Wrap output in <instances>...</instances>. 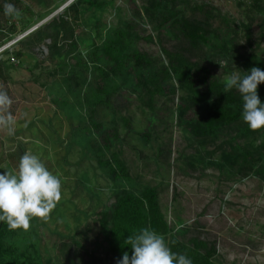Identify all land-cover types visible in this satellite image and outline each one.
Masks as SVG:
<instances>
[{
  "label": "rangeland",
  "instance_id": "obj_1",
  "mask_svg": "<svg viewBox=\"0 0 264 264\" xmlns=\"http://www.w3.org/2000/svg\"><path fill=\"white\" fill-rule=\"evenodd\" d=\"M95 1L103 7L0 0V59L12 63L1 65L0 91L12 102L0 116L14 119L11 133L0 126V173L31 152L61 181L46 217L0 238V264H116L123 256L112 249L118 198L147 188L159 194L168 246L176 237L203 253L215 247L217 264H264V129L247 135L240 116L211 136L195 134L214 97L194 108L192 94L163 73L168 52L183 53L221 85L232 73L264 70V0ZM7 3L18 17L4 14ZM118 31L150 66L137 70L132 61L114 77L110 105L96 107L99 68L110 66L103 46ZM93 120L117 130L106 156L117 154L129 179L98 164Z\"/></svg>",
  "mask_w": 264,
  "mask_h": 264
},
{
  "label": "trees",
  "instance_id": "obj_2",
  "mask_svg": "<svg viewBox=\"0 0 264 264\" xmlns=\"http://www.w3.org/2000/svg\"><path fill=\"white\" fill-rule=\"evenodd\" d=\"M80 1L88 4L91 8L101 9L103 7L101 3L95 0ZM56 23L57 20L54 19L48 26ZM65 27L66 23L64 24ZM39 33L40 31L36 32L33 37H38ZM190 34L192 32H186L187 36ZM128 39L127 33L118 31L116 38L105 43L103 46L106 61L110 63V66H108L107 70L99 68L102 81L94 95L97 99L96 104H94L96 107L100 104L103 106L110 105L111 96L114 93L112 86L114 77L125 75L129 72L132 67V61H134L137 70L150 66V62L145 57V54L136 49H130L131 44ZM167 55L169 57V65L164 68V75L170 77L173 74L176 76L180 87L192 94L190 101L194 108L202 103V101L209 99L210 96L214 97V100L208 105V117L204 121H198V126L191 127L195 134L211 136L222 125L232 124L236 119L240 118L243 102L237 90L233 89L224 92L223 85L210 79L211 73L208 70L194 68L183 53L168 52ZM16 56L19 58V54H16ZM8 64H12L10 59H0V75H3L1 65ZM203 88L205 89L203 90ZM174 91L175 89H173ZM257 91L261 100L264 101V85L260 86ZM180 106L182 115H188L190 107L186 104H181ZM95 109L93 108V110ZM91 124L95 130L94 134H98L99 146L95 151V156L100 167L106 170L114 179H129L128 169L119 156L117 154H113L111 157L106 156V151H110L108 149L111 148L110 138L118 136L117 130L104 129L102 124L94 120ZM263 129L264 126L256 130H252L247 126L245 133L249 136H254ZM248 158L249 160H253V154L246 151L243 155V162L245 164H248ZM142 228H148L163 237L170 233V227L162 213L159 194L155 188H147L140 195H136L130 191H123L121 193L118 198L117 211L114 215V225L111 231L113 236L112 249L121 255L124 252H128L131 255L132 250L129 245H125L126 240L129 236L137 234ZM8 233L10 232L7 223L0 222V238L2 239ZM168 247L172 252L186 255L191 259L192 264H217L214 261V255L217 251L215 247L203 253L198 249L185 245L176 237L171 238ZM67 256L69 257L70 253Z\"/></svg>",
  "mask_w": 264,
  "mask_h": 264
},
{
  "label": "clouds",
  "instance_id": "obj_3",
  "mask_svg": "<svg viewBox=\"0 0 264 264\" xmlns=\"http://www.w3.org/2000/svg\"><path fill=\"white\" fill-rule=\"evenodd\" d=\"M4 14L15 18L20 12L13 4L7 3ZM261 83H264V70L258 67H252L244 75L232 73L223 80L224 92L235 89L240 94L243 102L241 116L252 130L264 126V101L257 91ZM11 102L7 93L0 91V108H7ZM12 124L11 115L0 116V126L7 127L10 133ZM60 198V178L31 152L20 157L16 169H5L0 173V222L7 223L10 229H27L31 218L46 217ZM125 245L131 247V255L124 252L116 264H192L186 255L172 252L162 235L148 228L129 236Z\"/></svg>",
  "mask_w": 264,
  "mask_h": 264
},
{
  "label": "built area",
  "instance_id": "obj_4",
  "mask_svg": "<svg viewBox=\"0 0 264 264\" xmlns=\"http://www.w3.org/2000/svg\"><path fill=\"white\" fill-rule=\"evenodd\" d=\"M13 59V58H12Z\"/></svg>",
  "mask_w": 264,
  "mask_h": 264
}]
</instances>
